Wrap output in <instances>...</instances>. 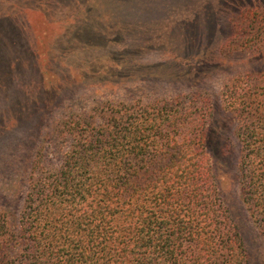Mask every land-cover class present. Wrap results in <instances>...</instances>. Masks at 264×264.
I'll return each instance as SVG.
<instances>
[{
    "label": "trees",
    "instance_id": "1",
    "mask_svg": "<svg viewBox=\"0 0 264 264\" xmlns=\"http://www.w3.org/2000/svg\"><path fill=\"white\" fill-rule=\"evenodd\" d=\"M262 40L263 23L238 22L227 41L247 51ZM219 101L237 124L239 199L264 252V71L236 76ZM132 103L60 123V168L36 165L17 219L0 216V264H248L213 104L201 94Z\"/></svg>",
    "mask_w": 264,
    "mask_h": 264
},
{
    "label": "rangeland",
    "instance_id": "2",
    "mask_svg": "<svg viewBox=\"0 0 264 264\" xmlns=\"http://www.w3.org/2000/svg\"><path fill=\"white\" fill-rule=\"evenodd\" d=\"M263 12L264 0H0V216L17 219L36 165L60 168V123L201 94L214 108V149L230 147L218 167L248 264H264L238 194L237 124L219 101L233 78L264 71V40L247 51L227 41L238 22L264 24Z\"/></svg>",
    "mask_w": 264,
    "mask_h": 264
}]
</instances>
